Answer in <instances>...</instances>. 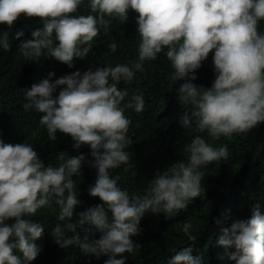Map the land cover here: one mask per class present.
Segmentation results:
<instances>
[{
	"label": "clouds",
	"instance_id": "9594fccd",
	"mask_svg": "<svg viewBox=\"0 0 264 264\" xmlns=\"http://www.w3.org/2000/svg\"><path fill=\"white\" fill-rule=\"evenodd\" d=\"M81 2L0 0V25L11 28L21 15L39 18L41 25L31 31L30 39L21 40L18 52L34 62L46 54L72 68L74 59H84L91 52L100 27L107 34L112 21L105 16L125 23L130 9L138 14L136 60L83 73L77 70L55 80V73L49 72L23 91L27 101L23 109L41 114L40 124L51 141L59 132L72 138L74 149L90 148L89 166L97 176L88 194L102 203L75 213L81 201L72 177L80 172L84 154L69 157L58 167L46 166L31 144L0 140V264H30L38 257L37 241L45 229L26 217L52 203L59 207V223L51 231L57 245H77L84 255L97 259L106 256L104 264H126L123 254L141 247L132 238L141 234L145 213L171 218L174 211L205 193L201 167L227 160L229 152L226 144L213 147L201 135L186 145L187 162L180 160L157 171L142 195H130L118 186L120 176L109 174L121 165L128 166L125 172L132 168L125 150L133 143L127 135L132 121L125 109L141 113L145 108L142 93L124 103L129 93L118 85L144 72V62L157 60L164 48L174 69L171 80L184 81L177 88L178 99L194 109L191 116L185 113L183 127L192 129L194 118L197 132L219 139L264 123V32L260 31L264 0H89L95 15H75ZM23 36L19 31L15 39ZM0 49L11 51L6 32L0 33ZM108 49L115 52L117 44L111 42ZM211 52L215 78L210 87L198 86L193 83L196 71ZM191 227L189 222L183 224L190 240L194 239ZM65 230L72 235L65 237ZM96 233L99 238L90 239ZM217 244L234 249L227 255L235 264H264V214L259 206L249 219H233L223 228ZM191 253V247L181 248L166 264H203L202 256Z\"/></svg>",
	"mask_w": 264,
	"mask_h": 264
},
{
	"label": "trees",
	"instance_id": "16d2710c",
	"mask_svg": "<svg viewBox=\"0 0 264 264\" xmlns=\"http://www.w3.org/2000/svg\"><path fill=\"white\" fill-rule=\"evenodd\" d=\"M88 14L95 15L91 13L89 0H82L75 15ZM137 17L138 14L131 9L125 23L118 17L105 16V19L112 21L107 34L100 27V35L93 40L91 52L84 59H74L72 68L46 54L34 62L26 60L18 52L17 46L21 40L30 39L31 31L41 25L39 18L21 15L11 28L0 25V33L8 34L11 45V51L0 49V140L11 144H31L46 166L51 164L58 167L67 158L84 154L86 159L82 162L80 172L72 177L76 181L78 199L81 201L75 213L102 203L98 197L93 198L88 194V187L95 183L97 176V170L89 166L93 160L91 150L88 146L74 149L72 138L59 132L56 140L51 141L46 127L40 124L41 114L33 109H23V104L27 102L23 91L31 84L47 78L49 72L55 73V80L77 70L83 73L89 69L114 67L136 60L140 43ZM19 31H23L24 36L17 40L15 34ZM260 31L264 32V21L260 23ZM111 42L117 44L115 52L108 49ZM55 44L58 41L54 39ZM166 51L167 48H164L155 61H145L144 72H136L131 81H121L118 85L120 90H128L129 96L124 103L133 94L142 93L145 108L141 113L125 109V115L132 121L127 135L133 143L125 149L129 153L132 168L125 172L128 166L121 165L111 169L110 176L115 178L119 175L118 186L130 195H142L157 171L165 170L180 160L187 162L186 145L196 135H201L213 147L226 144L229 156L227 160L201 167L205 193L192 199L185 209L174 211L171 218H166L164 213H145L139 225L141 234L132 238L141 247L123 256L126 264H166L176 251L191 247V255L202 256L203 264H235L227 255L234 249H225L217 241L223 228L228 227L233 219H249L255 206L258 205L261 214H264V123L249 132L219 139L209 137L207 132H197L194 118L192 129L183 127L181 120L185 113L191 116L194 109L178 99L177 88L184 81L175 83L171 80L174 69L164 55ZM213 55L214 52H211L196 71L197 79L193 81L196 85L211 86L216 75ZM59 91L60 88L54 96ZM58 214L59 207L52 203L39 209L35 216L26 217L40 223L45 229L43 238L37 241L41 252L30 264H104L106 256L97 259L84 255L77 245L61 248L55 243L51 231L59 223ZM77 219L78 216L74 214L73 222ZM12 222L8 221L9 224ZM185 222L191 223L192 240L183 231ZM71 235L65 230V237ZM99 235L96 233L90 239H98ZM17 255L20 253L17 252Z\"/></svg>",
	"mask_w": 264,
	"mask_h": 264
}]
</instances>
